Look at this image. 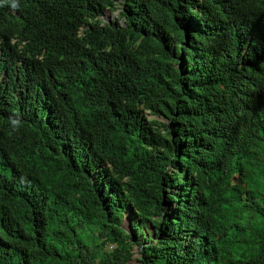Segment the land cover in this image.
I'll use <instances>...</instances> for the list:
<instances>
[{"label": "trees", "instance_id": "16d2710c", "mask_svg": "<svg viewBox=\"0 0 264 264\" xmlns=\"http://www.w3.org/2000/svg\"><path fill=\"white\" fill-rule=\"evenodd\" d=\"M116 1L28 9L62 60L46 105L34 74L0 105V264H264V136L237 124L264 112V0H119L102 24Z\"/></svg>", "mask_w": 264, "mask_h": 264}, {"label": "clouds", "instance_id": "9594fccd", "mask_svg": "<svg viewBox=\"0 0 264 264\" xmlns=\"http://www.w3.org/2000/svg\"><path fill=\"white\" fill-rule=\"evenodd\" d=\"M65 1L70 10L84 15L93 9V0ZM34 3L35 0H0V105H3L8 116L12 115L13 108L9 103V97L12 96L18 102L29 93L30 86L27 80L30 74H34L38 79V84L42 88L41 99L45 105L47 104V83L52 80L53 66L59 67L62 60L60 56L53 55L54 49L60 47L54 34V28L59 20H53L50 29L40 28L42 17L28 19V9L32 8ZM115 4L116 10L105 9L98 16L97 19L102 24L110 25L116 22L125 25L119 18L122 10L120 1L117 0ZM199 4L197 1L196 5ZM108 14L115 15L116 18L109 21ZM246 89L252 101L264 106V76L252 75ZM26 98L28 99V96ZM29 115L27 113V119ZM10 123L14 129L19 130L20 119L10 118ZM237 124L247 139L258 141L264 136L263 111L257 109L244 111L238 116ZM236 181L235 177L234 184ZM126 212L132 216L130 215L132 211Z\"/></svg>", "mask_w": 264, "mask_h": 264}, {"label": "rangeland", "instance_id": "374dc122", "mask_svg": "<svg viewBox=\"0 0 264 264\" xmlns=\"http://www.w3.org/2000/svg\"><path fill=\"white\" fill-rule=\"evenodd\" d=\"M116 18L115 15H111V14H108V19L109 21L111 20H114ZM133 214V211L130 213V215ZM131 217L129 216V212L124 215V218H123V227L125 230H127L128 232L130 231V225H131ZM151 229V228H150ZM134 255L132 257V259L130 260V262H128L127 264H140L138 262V254H137V249L135 248L134 249Z\"/></svg>", "mask_w": 264, "mask_h": 264}]
</instances>
